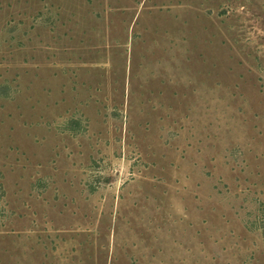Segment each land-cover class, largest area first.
Returning <instances> with one entry per match:
<instances>
[{"label":"rangeland","instance_id":"1","mask_svg":"<svg viewBox=\"0 0 264 264\" xmlns=\"http://www.w3.org/2000/svg\"><path fill=\"white\" fill-rule=\"evenodd\" d=\"M0 264H264V0H0Z\"/></svg>","mask_w":264,"mask_h":264}]
</instances>
